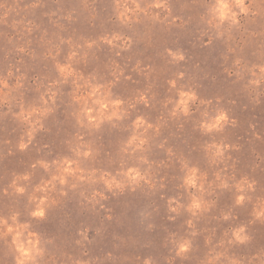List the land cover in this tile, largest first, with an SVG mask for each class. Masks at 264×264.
<instances>
[{"label":"rangeland","instance_id":"rangeland-1","mask_svg":"<svg viewBox=\"0 0 264 264\" xmlns=\"http://www.w3.org/2000/svg\"><path fill=\"white\" fill-rule=\"evenodd\" d=\"M0 264H264V0H0Z\"/></svg>","mask_w":264,"mask_h":264}]
</instances>
